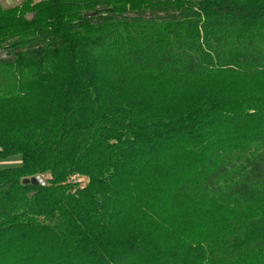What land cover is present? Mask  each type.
<instances>
[{"label": "trees", "instance_id": "obj_1", "mask_svg": "<svg viewBox=\"0 0 264 264\" xmlns=\"http://www.w3.org/2000/svg\"><path fill=\"white\" fill-rule=\"evenodd\" d=\"M122 2L0 6V160L22 159L0 171V264H264V0ZM116 71L222 88L192 110L147 116L141 99L108 103L109 77L135 81ZM62 90L48 119L23 120L31 94ZM41 173L44 185L23 183ZM79 175L86 186L71 181ZM125 197L160 211L178 203L189 234L166 225L114 238ZM212 202L228 210L213 215L202 204Z\"/></svg>", "mask_w": 264, "mask_h": 264}, {"label": "rangeland", "instance_id": "obj_2", "mask_svg": "<svg viewBox=\"0 0 264 264\" xmlns=\"http://www.w3.org/2000/svg\"><path fill=\"white\" fill-rule=\"evenodd\" d=\"M46 0H0V6L4 10L11 11H24L37 7L39 4L45 2ZM129 0H123L124 7H128L129 10L131 6L129 5ZM117 2L111 3L108 8L115 10L119 8ZM102 8L103 7H99ZM144 9H141L143 11ZM34 12H27L25 14L27 20H31L34 17ZM130 14V13H128ZM4 45L0 46V55L3 56L2 48ZM119 75H128L129 78L135 80H130L129 82H122ZM116 77L119 79L121 85L119 86L115 81L109 77L108 78V88L118 92L117 98H114L113 101L107 102L111 105L115 104V101L118 100L121 103L129 101H138L141 99L143 101L142 106H138L139 109H144V113L149 116L155 114V110H164L168 115H175L177 113H182L185 110H192L196 106L202 103L209 96V92L216 89L222 88L220 84H214L213 81L208 82L204 79H196L194 77H185L181 80L171 82L166 87V82L156 81V84H150L145 78H140L137 76H132L128 73H121L116 71ZM138 81V83L136 82ZM224 86V85H223ZM55 91V90H53ZM114 92V91H113ZM67 91L62 90L56 94L54 101L52 100L49 93L42 94H31L29 100V109L28 116L23 119L26 121L40 122L48 119L50 115L54 113L55 108L59 109L60 105L63 103L64 99L67 97ZM137 98V99H135ZM140 102V101H139ZM57 103V107L55 104ZM141 103V102H140ZM55 107V108H54ZM134 114H137V111H133ZM166 115V114H161ZM22 164L21 156L15 155L7 158L5 160H0V171L3 170H17ZM117 165L116 171L120 178H125L127 173L125 169ZM37 178L40 181L47 182L49 175L47 173H41L28 178ZM71 181L74 183L80 184L82 187L86 186L89 183V177L86 175L74 176L71 178ZM148 198V197H145ZM120 203L121 211L124 214L120 221L110 223L109 233L114 238H136L143 237L145 234L155 235L157 230L162 231L166 225L172 226L171 228H178L180 232L184 234H189V227L187 223L186 214H189L185 208L181 209V206L177 203L176 206L168 204L166 209L163 211L158 210L157 207H154L149 201L146 202H134L128 199V197L122 198ZM203 205H210L209 209L213 215H216L219 211H226L228 209L222 207L220 203L212 202L202 203ZM200 205L198 209L195 220L196 225H200L202 229L207 228L211 225V219L200 221ZM186 205H184L185 207ZM261 207L264 208V198L261 202ZM157 211V214L153 212ZM192 213V212H191ZM198 214V216H197ZM212 215V216H213ZM228 216L223 212L218 217H213L215 219H226ZM120 218V216H119ZM202 219V217H201ZM165 233H167V230Z\"/></svg>", "mask_w": 264, "mask_h": 264}, {"label": "water", "instance_id": "obj_3", "mask_svg": "<svg viewBox=\"0 0 264 264\" xmlns=\"http://www.w3.org/2000/svg\"><path fill=\"white\" fill-rule=\"evenodd\" d=\"M24 184H33V185H38L40 184V182L38 181L37 178L33 177V178H28V179H25L23 181Z\"/></svg>", "mask_w": 264, "mask_h": 264}, {"label": "built area", "instance_id": "obj_4", "mask_svg": "<svg viewBox=\"0 0 264 264\" xmlns=\"http://www.w3.org/2000/svg\"><path fill=\"white\" fill-rule=\"evenodd\" d=\"M38 181L40 182V184L44 185V182L43 181H40V180H38Z\"/></svg>", "mask_w": 264, "mask_h": 264}]
</instances>
